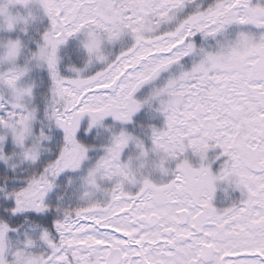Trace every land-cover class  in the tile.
I'll return each mask as SVG.
<instances>
[{
  "label": "snow or ice",
  "instance_id": "1",
  "mask_svg": "<svg viewBox=\"0 0 264 264\" xmlns=\"http://www.w3.org/2000/svg\"><path fill=\"white\" fill-rule=\"evenodd\" d=\"M0 264H264V0H0Z\"/></svg>",
  "mask_w": 264,
  "mask_h": 264
},
{
  "label": "trees",
  "instance_id": "2",
  "mask_svg": "<svg viewBox=\"0 0 264 264\" xmlns=\"http://www.w3.org/2000/svg\"><path fill=\"white\" fill-rule=\"evenodd\" d=\"M134 120H135L136 122H138V123L148 122V124H150V122H151L152 119H150L149 117H146V116L144 115V113H143V114L137 115V117L134 118ZM131 127H132V126H131ZM131 127H129V128L131 129ZM136 131L140 132L141 129H140V128H136Z\"/></svg>",
  "mask_w": 264,
  "mask_h": 264
},
{
  "label": "rangeland",
  "instance_id": "3",
  "mask_svg": "<svg viewBox=\"0 0 264 264\" xmlns=\"http://www.w3.org/2000/svg\"><path fill=\"white\" fill-rule=\"evenodd\" d=\"M144 113V115L146 116V117H148V115L145 113V112H141V113H138L137 115H140V114H143ZM137 117V116H136ZM136 117H134V118H136ZM162 123V121L161 120H151V122H150V124H156L157 126H160V124ZM142 124H145V125H147L148 124V122H144V123H142ZM129 127H131V125H129ZM138 132V131H137Z\"/></svg>",
  "mask_w": 264,
  "mask_h": 264
}]
</instances>
